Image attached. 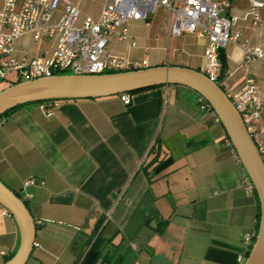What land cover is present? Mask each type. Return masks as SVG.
Returning a JSON list of instances; mask_svg holds the SVG:
<instances>
[{"label": "crops", "instance_id": "crops-1", "mask_svg": "<svg viewBox=\"0 0 264 264\" xmlns=\"http://www.w3.org/2000/svg\"><path fill=\"white\" fill-rule=\"evenodd\" d=\"M4 0H0V7ZM81 18L97 19L105 0H68ZM228 2L236 29L264 53V8L252 28L246 0ZM60 4L53 14L63 13ZM125 24L127 39L111 35L107 51L127 63L204 71L206 39L169 35L165 10ZM55 38L30 34L13 44L20 61L46 58ZM218 85L227 95L253 80L264 95V58L246 61L228 45ZM10 72L0 92L17 82ZM180 85L93 100L22 106L0 118V181L27 205L36 233L26 264H77L97 235L110 240L121 264H243L247 237L256 235L258 200L214 113ZM252 138L264 145V108ZM29 179L35 183L23 187ZM19 246L13 217L0 206V264ZM96 264H100L97 262Z\"/></svg>", "mask_w": 264, "mask_h": 264}, {"label": "built area", "instance_id": "built-area-1", "mask_svg": "<svg viewBox=\"0 0 264 264\" xmlns=\"http://www.w3.org/2000/svg\"><path fill=\"white\" fill-rule=\"evenodd\" d=\"M246 1L249 9L243 13V19H249L252 28H256L260 24L259 11L264 8V0ZM62 3L63 13L56 21H52L53 14ZM157 8L165 10L169 35L194 34L206 39L203 73L217 85L222 76L219 55L228 45L239 47L246 61L264 58L261 49L250 48L242 40L241 33L236 29L238 17L228 13L230 8L228 2L105 0L99 17L92 19L81 18L79 10L68 0H4L0 7V79L4 80L10 72H15L17 82H20L59 75L61 72L71 75H100L139 70L146 66V61L124 62L107 51V41L111 35L118 40H126L125 24L128 21H142L148 26V17ZM27 34L34 40L55 38L52 53L46 58L35 57L20 61L14 59L12 55L14 42ZM227 96L252 136L256 124L260 122L264 95L256 88L253 80L248 79L241 90ZM119 97L123 104L130 103V94H121ZM197 102L201 110L214 113L200 95ZM50 103L40 104L44 113H49ZM225 143L231 145L228 138ZM257 148L264 159V145ZM234 155L237 156L235 151ZM33 183L35 180L29 179L24 182L23 187ZM245 188L254 191L247 176ZM4 213L7 211L4 210ZM254 237L245 239L249 250Z\"/></svg>", "mask_w": 264, "mask_h": 264}, {"label": "water", "instance_id": "water-1", "mask_svg": "<svg viewBox=\"0 0 264 264\" xmlns=\"http://www.w3.org/2000/svg\"><path fill=\"white\" fill-rule=\"evenodd\" d=\"M180 85L203 97L217 116L249 178L258 200L259 222L243 264H264V159L240 114L224 90L204 73L162 66L100 75H53L14 84L0 92V117L28 104L63 100H93L135 93L153 87ZM0 206L14 219L19 232L16 253L2 264H26L36 227L26 203L0 181Z\"/></svg>", "mask_w": 264, "mask_h": 264}, {"label": "trees", "instance_id": "trees-1", "mask_svg": "<svg viewBox=\"0 0 264 264\" xmlns=\"http://www.w3.org/2000/svg\"><path fill=\"white\" fill-rule=\"evenodd\" d=\"M219 58H220L221 66H222V76H223L224 66H225V57H224V54L222 51L220 52ZM63 73H67V72H61L59 74L63 75ZM111 73H120V72H108L107 74H111ZM17 83H19V82H17ZM17 83H15V84H17ZM128 94H131V93H128ZM36 104H41V103H36ZM19 108H21V107H16V108L6 112L0 118L13 113L14 111L18 110ZM258 222H259V208H258V213L256 216V226H255L256 232H257V228H258ZM110 244H111L110 240H103L100 238L99 235H97L95 237L94 241L92 242V244L90 245L89 249L86 251V253L82 257V259L79 260L77 264H96L97 262H100V264H121V258L115 255V250H107V247ZM248 253H249V251H248ZM248 253L246 254V257L248 255ZM9 259L10 258L6 259V261Z\"/></svg>", "mask_w": 264, "mask_h": 264}, {"label": "rangeland", "instance_id": "rangeland-1", "mask_svg": "<svg viewBox=\"0 0 264 264\" xmlns=\"http://www.w3.org/2000/svg\"><path fill=\"white\" fill-rule=\"evenodd\" d=\"M69 73H63V75H68ZM59 75H62V74H59ZM24 80L20 81V82H23ZM2 81H0L1 83Z\"/></svg>", "mask_w": 264, "mask_h": 264}]
</instances>
